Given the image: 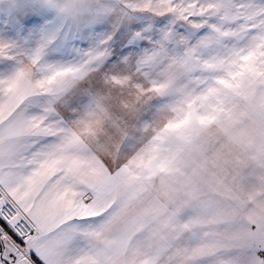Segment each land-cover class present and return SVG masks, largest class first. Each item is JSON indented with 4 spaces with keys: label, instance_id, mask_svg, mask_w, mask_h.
<instances>
[{
    "label": "snow or ice",
    "instance_id": "obj_1",
    "mask_svg": "<svg viewBox=\"0 0 264 264\" xmlns=\"http://www.w3.org/2000/svg\"><path fill=\"white\" fill-rule=\"evenodd\" d=\"M98 72L70 93L41 94L56 71ZM124 72L166 106L254 133L234 165L242 195L196 202L166 226L117 230L130 177L74 175L64 155L89 81ZM182 114V113H181ZM0 264H264V0H0Z\"/></svg>",
    "mask_w": 264,
    "mask_h": 264
},
{
    "label": "rangeland",
    "instance_id": "obj_2",
    "mask_svg": "<svg viewBox=\"0 0 264 264\" xmlns=\"http://www.w3.org/2000/svg\"><path fill=\"white\" fill-rule=\"evenodd\" d=\"M97 72L58 70L37 88L43 94H67ZM86 86L89 103L68 131L88 146L92 157L83 160L97 158L106 170L123 166L130 177L125 187L134 189L136 198L154 192L177 213L190 211L198 201L227 208L242 195L234 165L255 131L252 125L228 130L203 116V105L193 104L166 106L144 120L159 96L124 72L101 74Z\"/></svg>",
    "mask_w": 264,
    "mask_h": 264
},
{
    "label": "crops",
    "instance_id": "obj_3",
    "mask_svg": "<svg viewBox=\"0 0 264 264\" xmlns=\"http://www.w3.org/2000/svg\"><path fill=\"white\" fill-rule=\"evenodd\" d=\"M41 94H43L41 92ZM64 155L55 157L51 163H46L41 174V183L47 184L49 180L64 170L66 160L72 161L70 171L80 177L99 179L107 174L108 170L101 164L97 158L90 161L83 160L91 152L88 146L81 140L76 139L73 133L68 131L64 146ZM80 155H79V154ZM81 153L83 155H81ZM87 157V158H88ZM129 193L125 213L121 216L119 222L115 225L117 230L124 229L132 222L140 220L141 223L135 228V234H140L151 225L166 226L173 213H176L169 204L154 192L146 193L141 198H136V193L132 188H126ZM135 195V197H133ZM133 197V198H132Z\"/></svg>",
    "mask_w": 264,
    "mask_h": 264
}]
</instances>
